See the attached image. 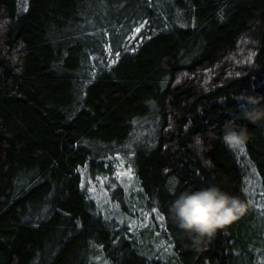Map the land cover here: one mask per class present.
Segmentation results:
<instances>
[{
	"label": "trees",
	"instance_id": "16d2710c",
	"mask_svg": "<svg viewBox=\"0 0 264 264\" xmlns=\"http://www.w3.org/2000/svg\"><path fill=\"white\" fill-rule=\"evenodd\" d=\"M243 94L264 108V0H0V264H264ZM208 184L247 212L197 244L169 205Z\"/></svg>",
	"mask_w": 264,
	"mask_h": 264
},
{
	"label": "clouds",
	"instance_id": "9594fccd",
	"mask_svg": "<svg viewBox=\"0 0 264 264\" xmlns=\"http://www.w3.org/2000/svg\"><path fill=\"white\" fill-rule=\"evenodd\" d=\"M240 101L244 119L253 123L264 122V108L257 107L260 98L243 94ZM248 139L249 133L244 126H233L226 131L225 141L230 145H244ZM196 143L202 145V140L197 138ZM246 212L244 201L217 184L180 191L169 205L173 221L184 233L194 237L197 244L203 237H214Z\"/></svg>",
	"mask_w": 264,
	"mask_h": 264
},
{
	"label": "rangeland",
	"instance_id": "374dc122",
	"mask_svg": "<svg viewBox=\"0 0 264 264\" xmlns=\"http://www.w3.org/2000/svg\"><path fill=\"white\" fill-rule=\"evenodd\" d=\"M120 162L118 163V167H116L115 168V170H114V174H113V179H115V180H117L118 181V183L121 185V186H123L125 189H126V186H125V183H126V180H127V178H128V174H127V172H126V170H125V168H124V166L123 167H120ZM85 177V179H86V181L84 180V184L85 183H87V181L89 182V184L86 186L87 187V189L89 188L90 190H91V192H90V190L88 189V191L92 194L93 193V191H95V192H97L98 193V195H100V201H99V205H100V207L104 210V211H106V210H110V206L112 205V203L109 201V198H108V193L107 192H105V191H103L104 190V183H105V181H100V179L98 178L97 179V181L99 182H97V181H92V180H90L91 178H89L87 175H85L84 176ZM102 180H104L103 179V177H100ZM92 182V183H91ZM93 184V187L92 188H90V186ZM126 192H127V190H125ZM155 215H157L156 213H154Z\"/></svg>",
	"mask_w": 264,
	"mask_h": 264
}]
</instances>
